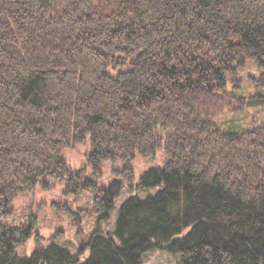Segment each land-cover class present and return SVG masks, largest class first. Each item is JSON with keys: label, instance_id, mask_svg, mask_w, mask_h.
Here are the masks:
<instances>
[{"label": "trees", "instance_id": "1", "mask_svg": "<svg viewBox=\"0 0 264 264\" xmlns=\"http://www.w3.org/2000/svg\"><path fill=\"white\" fill-rule=\"evenodd\" d=\"M248 61L264 68V0H0V264H142L155 250L180 264H264V124L216 122L264 106V77L247 98L223 93ZM86 136L96 176L123 163L107 187L67 166L63 151ZM157 150L163 162L136 183L130 162ZM47 178L96 193L99 222L125 186L158 191L127 197L77 256L35 236L18 258L36 220H4Z\"/></svg>", "mask_w": 264, "mask_h": 264}, {"label": "rangeland", "instance_id": "2", "mask_svg": "<svg viewBox=\"0 0 264 264\" xmlns=\"http://www.w3.org/2000/svg\"><path fill=\"white\" fill-rule=\"evenodd\" d=\"M262 77H264V68H258L252 61H248L235 76V80L240 82V87L237 88L235 83L228 82L223 93L234 99L247 98L256 93L253 80H259ZM216 122L223 132L241 133L264 124V106L246 108L238 112L224 110L216 118ZM154 132L165 135V132L160 129ZM89 141V136H86L83 142L69 146L63 151L67 166L72 172L82 170L85 177L97 182L99 187H107L117 178L116 172L121 169L123 163L103 162L99 167L100 175L96 176L87 164V155L90 151ZM163 160L161 150H157L150 157L137 156L130 162L135 182L139 181L144 172L159 167ZM157 191L158 189H151L141 192L125 186L115 199V208L110 212L109 219L99 222V214L94 207L96 193L86 190L68 193L65 181L47 178L33 190L15 199L14 212L4 220V223L24 224L31 217L36 220V227L31 237L16 251L18 258L32 254L36 248L35 236L39 237L40 244L44 247L54 243L67 249L72 256H77L81 242L89 239L93 233L106 234L113 230L119 207L127 197L137 195L145 198L148 194H155ZM142 264H180V261L178 257L155 250L142 256Z\"/></svg>", "mask_w": 264, "mask_h": 264}]
</instances>
